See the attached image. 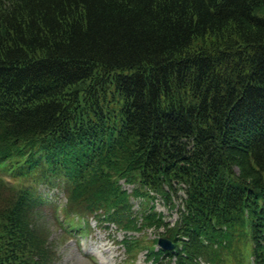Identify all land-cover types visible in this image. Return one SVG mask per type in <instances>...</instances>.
Returning a JSON list of instances; mask_svg holds the SVG:
<instances>
[{"label": "trees", "instance_id": "trees-1", "mask_svg": "<svg viewBox=\"0 0 264 264\" xmlns=\"http://www.w3.org/2000/svg\"><path fill=\"white\" fill-rule=\"evenodd\" d=\"M175 181L174 224L137 225ZM46 207L162 226L157 264H264V0H0V264L56 262Z\"/></svg>", "mask_w": 264, "mask_h": 264}, {"label": "rangeland", "instance_id": "rangeland-1", "mask_svg": "<svg viewBox=\"0 0 264 264\" xmlns=\"http://www.w3.org/2000/svg\"><path fill=\"white\" fill-rule=\"evenodd\" d=\"M42 186L40 185L39 188ZM56 193V192H54ZM52 200L62 202L64 200L61 191L53 196ZM174 206L164 204L158 197L157 200H152L151 204L154 205L155 210L165 215V219H171L177 216V209L180 206L181 201L179 197H173ZM136 204V201H135ZM170 209L172 212L170 214ZM51 208L46 207L44 209V218L50 231V240L55 244L56 262L53 264H151L146 261L145 251L150 241L158 235V233L164 230L162 227L155 228L149 227L144 229L141 234L132 231L130 234L137 237L139 241V247H136L137 251H141L135 257H130L125 253L122 242L121 233H116L113 225L110 227H104L97 225L94 220L89 222V226L83 228L81 231H75L73 237L70 235H63L61 228L52 221L50 216ZM171 215L170 217L168 216ZM173 213V214H172ZM169 217V218H168ZM227 264H238L230 253ZM170 264H175L174 260Z\"/></svg>", "mask_w": 264, "mask_h": 264}, {"label": "water", "instance_id": "water-1", "mask_svg": "<svg viewBox=\"0 0 264 264\" xmlns=\"http://www.w3.org/2000/svg\"><path fill=\"white\" fill-rule=\"evenodd\" d=\"M158 243L161 246H163V247H171L172 246V244L170 243V241L167 240L166 238H163V237H161V238L158 239Z\"/></svg>", "mask_w": 264, "mask_h": 264}]
</instances>
